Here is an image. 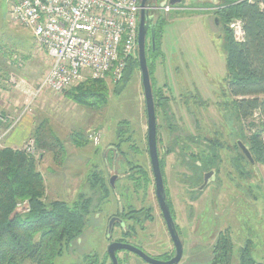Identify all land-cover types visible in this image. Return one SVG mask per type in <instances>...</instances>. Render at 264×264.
<instances>
[{
	"label": "rangeland",
	"instance_id": "374dc122",
	"mask_svg": "<svg viewBox=\"0 0 264 264\" xmlns=\"http://www.w3.org/2000/svg\"><path fill=\"white\" fill-rule=\"evenodd\" d=\"M151 1L149 6L154 9L165 0ZM212 7L209 2L184 0L170 13L150 12L155 24L156 20H165L161 42L165 57L161 59L154 38L151 45V36L145 45L163 183L184 240L179 264H212L216 233L218 236L226 229L235 248L231 264H238V249L248 240L252 242L253 260L261 263L264 164L257 162L258 157L251 152L255 164L248 165L235 146L241 142L250 149L251 136L247 125L236 119L227 93L224 32L222 24L218 22L216 26L214 22ZM134 58L126 69L124 76L128 78L125 81L124 77V83L116 84L111 77L104 80L103 101L77 98L83 96L82 88L87 85L82 82L81 87L78 84L61 93L43 90L31 104V112L23 114L27 89L39 84L50 59L38 48L29 29L9 21L7 5L0 2V148L12 145L6 142L11 133L7 134L17 126L23 132L32 128L31 134L39 127L48 129L62 145L63 154L55 159L53 154L38 150L42 157L36 158L37 171L44 179L46 200L71 204L80 193L87 195V180L93 175L108 188L107 199L93 204L82 236L53 264H108L106 247L119 237V232L109 240L106 221L126 202L137 210L149 205L153 210V239L148 248L141 245L143 253L159 261L173 257L160 227L162 220L154 194L137 51ZM30 142L31 135L17 149ZM210 143L220 144L216 167L212 162L207 164L217 169V175L196 195L190 191L199 183L189 166L198 162L201 153L209 152ZM239 169L244 176L238 175ZM111 175H115L113 192L108 185ZM142 199L147 203L140 202ZM127 254L121 257L123 262L147 264Z\"/></svg>",
	"mask_w": 264,
	"mask_h": 264
},
{
	"label": "trees",
	"instance_id": "16d2710c",
	"mask_svg": "<svg viewBox=\"0 0 264 264\" xmlns=\"http://www.w3.org/2000/svg\"><path fill=\"white\" fill-rule=\"evenodd\" d=\"M213 5L215 18L222 24L224 32L227 93L236 119L247 125L251 136L249 140L252 147L249 149L243 145L251 157L253 152L258 157L257 162L264 164V149L260 141L264 132V0H215ZM235 19L243 25L244 40L241 43H236L231 34L228 35V24ZM164 23L163 19L156 20L153 38L158 50ZM133 59L127 60L123 75L116 84L124 83V77L126 81L128 76L124 75ZM136 64L134 62L133 66ZM149 76L151 81L150 71ZM105 79L84 81L87 83L82 88L84 94L77 98L103 101ZM31 140L35 155L22 149L0 148V264H53L82 236L95 201L107 199V186L93 175L87 180V195L80 193L71 204L59 199L46 200L44 179L37 171V160L42 156L37 153L38 150L49 152L56 159L63 154V147L48 129L42 127L31 134ZM207 146L209 152L206 155L201 153L198 162L189 166L196 183H199L194 191L196 195L202 185L203 175L213 169L217 174V169L207 164L212 162L215 166L218 159L216 150L220 144L210 143ZM235 146L240 151L237 143ZM160 168L162 173L161 161ZM243 173L238 170V175L244 176ZM101 192L104 194L100 195ZM215 239L211 250L212 264H231L235 248L229 229L218 236L216 233ZM251 251L252 242L248 240L238 249V264H264L255 262ZM168 259L170 257L165 261Z\"/></svg>",
	"mask_w": 264,
	"mask_h": 264
},
{
	"label": "built area",
	"instance_id": "2783aa9c",
	"mask_svg": "<svg viewBox=\"0 0 264 264\" xmlns=\"http://www.w3.org/2000/svg\"><path fill=\"white\" fill-rule=\"evenodd\" d=\"M14 25L29 29L39 49L50 59L43 78L27 90L23 114L43 90L61 93L86 80L111 77L118 82L129 58L137 51L141 0H0ZM166 3L159 9L170 13ZM157 10L150 6L147 12ZM236 43L244 40L242 22L228 24ZM264 149V132L261 136ZM36 154L33 142L22 148Z\"/></svg>",
	"mask_w": 264,
	"mask_h": 264
},
{
	"label": "water",
	"instance_id": "95a60500",
	"mask_svg": "<svg viewBox=\"0 0 264 264\" xmlns=\"http://www.w3.org/2000/svg\"><path fill=\"white\" fill-rule=\"evenodd\" d=\"M150 0H141L140 2V14H139V22H138V31H137V58H138V66L141 74V86L143 90L144 103L146 108V116H147V127H146V140H147V152L150 159L151 171L154 179V194L155 198L159 204L163 220L166 224L168 232L170 234L171 240L175 247L174 256L167 261H159L153 259L137 248L121 243H112L108 247V255L112 264H118L117 259L115 257L116 251H127L137 255L141 260H143L147 264H179L182 259V243L180 242L177 234L175 232L174 224L171 218V214L169 211V207L167 204V198L165 194V188L163 183V177L161 173V168L159 164L158 152H157V140H156V110L152 93V85L150 81L149 71L147 67L146 60V52L145 45L147 39L148 29L151 27V38L153 45V36H154V15L146 11V8L149 7ZM184 0H165L161 2L157 10L163 8V6L168 3L170 6L174 7ZM201 2H211L215 4V0H199ZM215 24L218 25V19L215 18ZM237 146L240 149L242 155L248 161V163L253 166L254 161L251 157L248 149L241 143L237 142ZM215 172L209 171L203 175L202 185L198 188L199 192L203 191L208 184L213 180ZM115 179V178H114ZM112 179L110 182L113 185Z\"/></svg>",
	"mask_w": 264,
	"mask_h": 264
},
{
	"label": "flooded vegetation",
	"instance_id": "af4514ba",
	"mask_svg": "<svg viewBox=\"0 0 264 264\" xmlns=\"http://www.w3.org/2000/svg\"><path fill=\"white\" fill-rule=\"evenodd\" d=\"M153 25H154L153 27L155 29L157 24H155V22H154ZM150 36H151V27L148 29L147 38H150ZM151 45H152V43H151ZM116 158L119 159L118 154H117ZM158 158H159V156H158ZM159 164H160V159H159ZM112 172L116 174V169H112ZM114 178H115V175L114 176L111 175V178L109 179V182H108L109 183L108 185H109L112 192L115 191V185L113 186L110 181ZM165 194H166V192H165ZM142 201L144 203H147V201L144 199H142L140 202H142ZM156 203H157L158 210H159V215H160L159 218L162 220L160 227L163 226L162 231L165 233V236L167 237V239L171 245V250H172L171 252L173 253L172 255L174 256V253H175L174 244L171 240L170 234H169L168 229L166 227V224L163 220L162 213H161V210H160V207H159L157 200H156ZM167 204H168L169 211L171 214V218H172V221L174 224L175 232H176L177 237L179 238L180 242L183 245L184 240L182 239L183 235L181 232V227L178 223V219H176V217L174 216L173 210H172L168 201H167ZM152 212H153V210H152L150 205L146 206V207H142L141 209L137 210L130 202H126L123 206L119 207L116 210L114 215H112L108 218V220L106 221V236L109 233L108 239L111 240V237L116 233V231L119 232V237L113 241L112 240L109 241L110 244H108L106 247L107 259L109 261L108 264H112L111 260L109 258V255L107 253L108 247L112 243L128 244V245H131V246L137 248L138 250H140L142 252H143V250L141 249V245H143V248L149 247V245H150L149 242L153 239L152 238L153 237L152 231L154 228L153 226H154V224H156L154 219L152 218V214H153ZM194 221H195V225H196L197 220L194 219ZM194 228H195V226H194ZM158 233H159V231H158ZM127 240H129V241H127ZM127 253L133 254V253L127 252V251H116L115 252V257L117 259L118 264H128L126 262H123L124 259H121V257H123V256H125V257L129 256ZM133 255H135V254H133ZM135 256H137V255H135ZM95 264H97V262H95Z\"/></svg>",
	"mask_w": 264,
	"mask_h": 264
},
{
	"label": "crops",
	"instance_id": "0c3cea01",
	"mask_svg": "<svg viewBox=\"0 0 264 264\" xmlns=\"http://www.w3.org/2000/svg\"><path fill=\"white\" fill-rule=\"evenodd\" d=\"M209 3H211V2H209ZM212 8L207 9V10L210 11V10H212ZM161 42H162V37H161V40L159 43V53H160L161 59H163L165 57V51L162 49V43ZM17 127L7 134V136H8L11 133L8 137L6 136L7 137V139H6L7 144H9V145H10V143L12 144L10 146L7 145V146H9L8 148H11V149L21 148L22 144L26 141L27 137L29 135H31L32 128H28V130L26 132H23L24 130L18 131ZM19 127L21 128V125H19ZM194 191H196L195 188L192 189L190 191V193H194Z\"/></svg>",
	"mask_w": 264,
	"mask_h": 264
},
{
	"label": "bare ground",
	"instance_id": "6f19581e",
	"mask_svg": "<svg viewBox=\"0 0 264 264\" xmlns=\"http://www.w3.org/2000/svg\"><path fill=\"white\" fill-rule=\"evenodd\" d=\"M100 137V136H99Z\"/></svg>",
	"mask_w": 264,
	"mask_h": 264
}]
</instances>
